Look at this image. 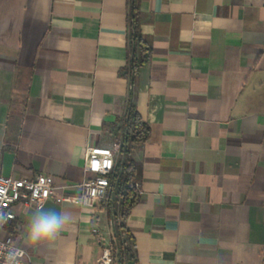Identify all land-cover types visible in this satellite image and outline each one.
<instances>
[{
    "label": "crops",
    "instance_id": "0c3cea01",
    "mask_svg": "<svg viewBox=\"0 0 264 264\" xmlns=\"http://www.w3.org/2000/svg\"><path fill=\"white\" fill-rule=\"evenodd\" d=\"M138 11L152 56L135 77L151 128L131 147L135 262L264 264V0H139ZM130 30L129 0H0V175H51L57 197L42 209L72 217L33 245L37 208L16 206L5 231L24 264H98L93 227L129 243L118 196L99 208L58 197L80 192L88 146L122 143Z\"/></svg>",
    "mask_w": 264,
    "mask_h": 264
},
{
    "label": "built area",
    "instance_id": "2783aa9c",
    "mask_svg": "<svg viewBox=\"0 0 264 264\" xmlns=\"http://www.w3.org/2000/svg\"><path fill=\"white\" fill-rule=\"evenodd\" d=\"M121 148L120 141L114 142L112 146H88L84 155L85 178L79 184L80 192L65 194L58 197V200L78 206L101 207L113 192L111 177ZM132 184L140 193L139 182L135 180ZM54 197H57V193L49 174H38L33 179L0 175V264H8L10 253L17 250L23 253L15 257L18 264H24L27 255L26 249L16 242L12 234L5 231L8 224L17 218L16 206L42 209L45 202ZM92 233L103 246L98 264H116L111 241L98 227H93Z\"/></svg>",
    "mask_w": 264,
    "mask_h": 264
},
{
    "label": "trees",
    "instance_id": "16d2710c",
    "mask_svg": "<svg viewBox=\"0 0 264 264\" xmlns=\"http://www.w3.org/2000/svg\"><path fill=\"white\" fill-rule=\"evenodd\" d=\"M138 1L139 0H129L131 54L127 65L121 70V74L129 76L131 87L125 115V133L122 136L121 159L117 162L116 168L111 177L112 191L114 192V196H118L120 200L121 222L119 225H116V230L117 232H119V230L126 232L129 242H122L118 238L117 242H113L112 244L113 249L117 254L119 264H122L125 259L135 261V253L131 247L135 244V241L133 235L126 226V221L131 213V210L140 199L139 191L132 184V182L136 180L138 166L135 160L131 157V147L145 142L151 134L150 125L138 112L135 102L136 74L139 68L147 63L152 56L151 48L146 44L141 36ZM123 159L124 164H122Z\"/></svg>",
    "mask_w": 264,
    "mask_h": 264
},
{
    "label": "clouds",
    "instance_id": "9594fccd",
    "mask_svg": "<svg viewBox=\"0 0 264 264\" xmlns=\"http://www.w3.org/2000/svg\"><path fill=\"white\" fill-rule=\"evenodd\" d=\"M72 219L66 212L45 211L38 208L29 220L27 242L38 244L45 240L55 239L60 230ZM23 253L18 250L10 253L8 264H18L15 257Z\"/></svg>",
    "mask_w": 264,
    "mask_h": 264
},
{
    "label": "water",
    "instance_id": "95a60500",
    "mask_svg": "<svg viewBox=\"0 0 264 264\" xmlns=\"http://www.w3.org/2000/svg\"><path fill=\"white\" fill-rule=\"evenodd\" d=\"M133 56H134V53H133ZM122 164H124V159L122 160ZM113 196H114V192H112ZM127 264H136V262L134 260H129L127 262Z\"/></svg>",
    "mask_w": 264,
    "mask_h": 264
}]
</instances>
